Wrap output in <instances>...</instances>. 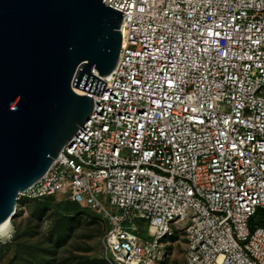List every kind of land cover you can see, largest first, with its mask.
<instances>
[{
	"label": "built area",
	"instance_id": "1",
	"mask_svg": "<svg viewBox=\"0 0 264 264\" xmlns=\"http://www.w3.org/2000/svg\"><path fill=\"white\" fill-rule=\"evenodd\" d=\"M106 3L124 13L117 64L19 200L100 214L114 264H160L174 229L183 264H264V0Z\"/></svg>",
	"mask_w": 264,
	"mask_h": 264
},
{
	"label": "water",
	"instance_id": "2",
	"mask_svg": "<svg viewBox=\"0 0 264 264\" xmlns=\"http://www.w3.org/2000/svg\"><path fill=\"white\" fill-rule=\"evenodd\" d=\"M106 0H0V225L75 137L122 48Z\"/></svg>",
	"mask_w": 264,
	"mask_h": 264
},
{
	"label": "rangeland",
	"instance_id": "3",
	"mask_svg": "<svg viewBox=\"0 0 264 264\" xmlns=\"http://www.w3.org/2000/svg\"><path fill=\"white\" fill-rule=\"evenodd\" d=\"M58 203L34 202L25 207L18 197L15 231L10 238L0 239V264H114L104 247L103 217L83 209L65 214ZM109 210L121 214L118 209ZM140 223L143 237L148 238L147 223ZM189 240L188 231L174 229L164 240L160 264H183Z\"/></svg>",
	"mask_w": 264,
	"mask_h": 264
},
{
	"label": "trees",
	"instance_id": "4",
	"mask_svg": "<svg viewBox=\"0 0 264 264\" xmlns=\"http://www.w3.org/2000/svg\"><path fill=\"white\" fill-rule=\"evenodd\" d=\"M56 200L57 199L55 197H49L44 201H36V202H38L40 204H48V203H53ZM57 201H59V203L57 204L58 209L65 214H73V213H75L79 210H82V209L83 210H89L91 212H95L88 207H84L78 203H74V202H71L69 200H57ZM98 215H100V214H98ZM260 215H264V212L259 211V213L257 215L258 220H260L261 218H264V217H261ZM261 224L264 226V219L261 220ZM106 228H107V225L105 226V231H106Z\"/></svg>",
	"mask_w": 264,
	"mask_h": 264
},
{
	"label": "bare ground",
	"instance_id": "5",
	"mask_svg": "<svg viewBox=\"0 0 264 264\" xmlns=\"http://www.w3.org/2000/svg\"><path fill=\"white\" fill-rule=\"evenodd\" d=\"M75 91L79 94L86 95V91L75 88ZM14 224H13V219L8 220L7 222L3 223L0 225V239H8L12 236L14 233Z\"/></svg>",
	"mask_w": 264,
	"mask_h": 264
}]
</instances>
